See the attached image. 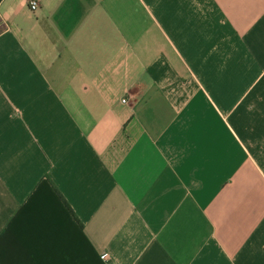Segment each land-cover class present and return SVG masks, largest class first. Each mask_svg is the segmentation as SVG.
Here are the masks:
<instances>
[{
	"label": "crops",
	"instance_id": "obj_1",
	"mask_svg": "<svg viewBox=\"0 0 264 264\" xmlns=\"http://www.w3.org/2000/svg\"><path fill=\"white\" fill-rule=\"evenodd\" d=\"M29 1L0 0V264H264V0Z\"/></svg>",
	"mask_w": 264,
	"mask_h": 264
},
{
	"label": "built area",
	"instance_id": "obj_2",
	"mask_svg": "<svg viewBox=\"0 0 264 264\" xmlns=\"http://www.w3.org/2000/svg\"><path fill=\"white\" fill-rule=\"evenodd\" d=\"M37 5L38 4H37L36 0H30L29 1V8H30V10L36 9ZM102 258L105 259L106 261H109V260H107L108 259V254H103L102 255Z\"/></svg>",
	"mask_w": 264,
	"mask_h": 264
},
{
	"label": "trees",
	"instance_id": "obj_3",
	"mask_svg": "<svg viewBox=\"0 0 264 264\" xmlns=\"http://www.w3.org/2000/svg\"><path fill=\"white\" fill-rule=\"evenodd\" d=\"M58 192V191H57Z\"/></svg>",
	"mask_w": 264,
	"mask_h": 264
}]
</instances>
